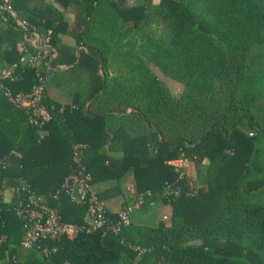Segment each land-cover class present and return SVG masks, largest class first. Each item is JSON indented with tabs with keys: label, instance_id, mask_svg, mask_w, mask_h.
<instances>
[{
	"label": "trees",
	"instance_id": "obj_1",
	"mask_svg": "<svg viewBox=\"0 0 264 264\" xmlns=\"http://www.w3.org/2000/svg\"><path fill=\"white\" fill-rule=\"evenodd\" d=\"M125 1L41 0L36 9L37 0H0V74L15 65L14 77L1 79L5 88L16 94L38 80L36 68L20 60L40 50L26 35L50 30L57 50L52 67H39L53 115L44 126L0 88V264H264V197L257 196H264V115L253 110L264 95V68L257 66L264 60L257 54L264 51V0H159L155 13L165 30L156 36L139 34L153 0ZM141 38L144 56L124 50ZM150 60L184 81L185 93L172 95ZM76 143L92 186L116 181L95 190L102 200L119 193L125 207L139 196L141 206L163 200L173 207L172 223L131 220L25 248L17 207L30 194L64 220L87 223V203L63 188ZM182 154L197 176H180L170 163ZM130 168L132 192L118 182ZM106 215L118 222L119 212L106 208Z\"/></svg>",
	"mask_w": 264,
	"mask_h": 264
},
{
	"label": "built area",
	"instance_id": "obj_2",
	"mask_svg": "<svg viewBox=\"0 0 264 264\" xmlns=\"http://www.w3.org/2000/svg\"><path fill=\"white\" fill-rule=\"evenodd\" d=\"M7 8L14 13L10 5L7 4ZM18 22L26 28V22L21 20H18ZM50 32L48 30L47 33L41 34L34 31L25 37L26 42L40 49L35 53L27 52L20 59L24 65L35 67L37 70L38 80L30 90L12 94L8 88L4 87L1 79L3 77H14V70L4 68L0 74V88H5L6 93L14 103L27 111L30 121L40 127L44 126L53 117L52 112L43 100L47 76L39 69L41 64H44L47 68L52 67L51 60L57 54L56 48L50 41ZM31 38L35 39V42H31ZM81 145L80 143L73 145L71 168L63 182V188L74 200L87 203L89 216L87 223L81 225L64 220L58 209L44 202L41 196L30 194L28 198H22L17 207V214L24 220L25 233L22 244L25 248L38 245L42 238L61 236L72 238L84 228L90 230L97 227H112L117 230L121 223L128 224L131 221L130 213L133 207L128 205L119 212L118 222L116 224L110 223L106 215V206L93 189L90 181L91 174L87 171L80 156L79 148ZM170 163L179 172L180 176L188 174L190 165L188 156L182 154L170 160ZM189 185L191 192H194L191 180H189ZM129 189L134 191L135 186L129 187ZM173 192L180 194L182 187H175ZM137 207L139 206L137 205ZM43 251L48 253V247H43Z\"/></svg>",
	"mask_w": 264,
	"mask_h": 264
},
{
	"label": "rangeland",
	"instance_id": "obj_3",
	"mask_svg": "<svg viewBox=\"0 0 264 264\" xmlns=\"http://www.w3.org/2000/svg\"><path fill=\"white\" fill-rule=\"evenodd\" d=\"M141 1H143V0H126L125 3H127V4H135V3L141 2ZM158 2H159V0H153L152 6L149 7V9H148V16H147L148 19L145 20L146 22H144V25L139 29V34L146 33V34H150V35L156 36L159 33H163V31L165 30V22L160 20L159 17L155 13V8H156L155 4H157ZM41 3H42L41 0H37V2L35 4V8H39ZM133 36H134V31L132 30L131 34L129 33L128 37H133ZM145 41H146V38H141V39H139V42H137V44L135 46L128 45V44L124 43V47L123 48H124V50H128V49L133 47L141 55L144 56L146 54V52H145V50H146ZM31 42H35V39L31 38ZM257 54H264V51L263 50H257ZM125 55H126V53H124V56ZM250 55L252 56V54H250ZM262 56H264V55H262ZM262 56L258 57L259 60H261ZM149 62H150V64H149L150 69L159 77V79L163 82V84H165L168 87V89H169V91H170V93L172 95L181 96V95H183L185 93V91L187 90L188 86L185 84L184 81L178 80V79L170 76L169 74H167L154 61L150 60ZM261 62L262 63H258L257 66H261V69H263L264 68V60H262ZM251 63H253V62H251ZM251 66L252 67L250 69V72H253V70H255V68H256L255 64L253 63ZM112 67L114 68L113 72H115L117 70V68L115 66H112ZM5 69L14 70L15 69V65H6ZM51 93H52V95L57 96V97L59 95V94H54L53 90L51 91ZM58 93H60V92H58ZM259 97H260V99H258L256 104L254 105L253 110L256 113L261 112L264 115V109L261 110L260 107H258L259 102H262V104H264V95H261ZM62 99H64V97ZM261 149H262L261 150V154H263V157H264V141L261 144ZM257 196L260 197V198L264 197V196H262L261 192H259L257 194ZM262 200L264 202V198ZM164 203H165V201L159 200V202H157L156 206L163 205ZM145 210H147V209H145ZM152 210L153 209H149V211L147 212L148 215L144 216V218H141V220L145 221V222L155 223V224L156 223L159 224L162 221H166L167 223L172 222V220H173L172 215H171L170 218L164 220V219H161V218L158 217V216H160L159 213L151 212ZM136 219H137V217H135V220Z\"/></svg>",
	"mask_w": 264,
	"mask_h": 264
},
{
	"label": "crops",
	"instance_id": "obj_4",
	"mask_svg": "<svg viewBox=\"0 0 264 264\" xmlns=\"http://www.w3.org/2000/svg\"><path fill=\"white\" fill-rule=\"evenodd\" d=\"M41 5H42V3H41ZM36 9H38V8H36ZM67 16L71 17L70 14H67ZM59 38L63 42H66L69 44H74V40L68 35L61 33L59 35ZM52 90L54 92V89H51V91ZM60 98H63V96H61ZM188 174L193 176V177L197 176V168H196L195 163H190L189 169H188ZM114 182H116V181H114V180L98 181V182L93 183L92 187L94 190H102V189H105V188L111 186ZM118 182L120 183L121 186H124V189H126V190L128 189L132 192V190L129 189V187L135 186V183H136L133 169L130 168L124 174V176L120 180H118ZM4 196H5L6 200H10L13 196V189L11 187H7L4 190ZM141 201H142V198H141V196H139L138 200L134 204L131 205L133 207V210L130 213V217H131V220L134 221L135 223L157 225V223L155 224V223L145 222V221L141 220V218H144V216L148 215L147 212L149 211V209H153L151 212L159 213L160 216H158V217L161 219H164V220L170 218L171 215L173 214V207H172L171 203H169V202H165L163 205L156 206L157 202H159V200H158V201L153 202L149 205L141 206L140 205ZM103 202H104L106 208H108L112 211L120 212L123 209V207H125V196L122 193H119L117 195L103 199ZM137 205L139 207H137ZM145 209H147V210H145ZM135 217H137L136 220H135ZM164 222L166 224L172 223V222L167 223L166 221H164Z\"/></svg>",
	"mask_w": 264,
	"mask_h": 264
}]
</instances>
